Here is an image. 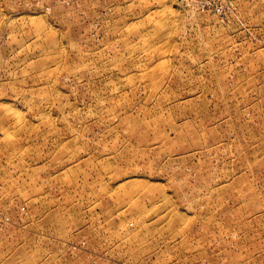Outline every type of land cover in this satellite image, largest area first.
Instances as JSON below:
<instances>
[{
    "label": "rangeland",
    "instance_id": "1",
    "mask_svg": "<svg viewBox=\"0 0 264 264\" xmlns=\"http://www.w3.org/2000/svg\"><path fill=\"white\" fill-rule=\"evenodd\" d=\"M0 264H264V0H0Z\"/></svg>",
    "mask_w": 264,
    "mask_h": 264
}]
</instances>
